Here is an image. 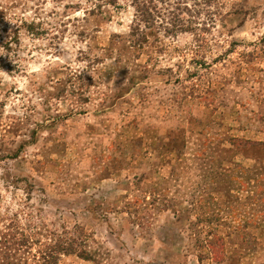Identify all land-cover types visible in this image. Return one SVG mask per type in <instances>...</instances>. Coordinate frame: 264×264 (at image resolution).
I'll return each mask as SVG.
<instances>
[{
    "label": "rangeland",
    "instance_id": "1",
    "mask_svg": "<svg viewBox=\"0 0 264 264\" xmlns=\"http://www.w3.org/2000/svg\"><path fill=\"white\" fill-rule=\"evenodd\" d=\"M132 1L0 0V232L56 264H264V0L158 3L140 48Z\"/></svg>",
    "mask_w": 264,
    "mask_h": 264
},
{
    "label": "trees",
    "instance_id": "2",
    "mask_svg": "<svg viewBox=\"0 0 264 264\" xmlns=\"http://www.w3.org/2000/svg\"><path fill=\"white\" fill-rule=\"evenodd\" d=\"M201 1H203V4L207 5L209 0ZM132 2L134 3L136 11L131 27L133 32L132 36L134 37L133 45L137 48H140L143 43H146V34L142 30L147 27L146 25H154L155 22L153 17L155 16L153 14H160L156 4L159 3L164 6H168L170 4V0H133ZM174 3H176L175 7L178 9V7L185 2L182 0H176ZM185 9L187 8L185 7ZM173 26L179 30H182L180 26L175 23V21H173ZM17 234L20 235L18 231ZM12 235H14L13 232H10L9 230L0 232V264H56V262L54 263L53 259L57 254L62 252L70 253V250L67 252L66 249L58 247L56 250H52L50 248L44 249V251L37 250L34 254H32V250L26 243L23 244L24 248L22 249V245L19 244L20 241H23L22 239L15 241L11 240L9 243L6 238ZM206 237L207 238H203L202 240L199 239V241H201V243L203 241V244L206 245L211 254L209 259H211L212 262H215V260H219L222 257V247L219 246L222 243V238L216 233L211 235L207 234ZM29 239H31V237H29ZM197 258L198 263L202 264V260L199 255Z\"/></svg>",
    "mask_w": 264,
    "mask_h": 264
}]
</instances>
